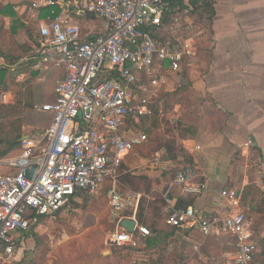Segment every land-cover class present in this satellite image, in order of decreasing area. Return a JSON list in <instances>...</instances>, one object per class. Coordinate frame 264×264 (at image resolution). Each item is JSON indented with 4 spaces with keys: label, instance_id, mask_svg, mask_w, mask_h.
Returning <instances> with one entry per match:
<instances>
[{
    "label": "built area",
    "instance_id": "obj_1",
    "mask_svg": "<svg viewBox=\"0 0 264 264\" xmlns=\"http://www.w3.org/2000/svg\"><path fill=\"white\" fill-rule=\"evenodd\" d=\"M55 3L60 1L33 0L31 6L36 10ZM65 5L97 16L103 32L82 40L79 24L63 15L37 25L40 59L35 67L51 64L63 71V78L54 84V101L36 105L51 114L47 127L30 130L21 151L0 160L14 170L0 173V264H22L19 246L31 212H55L78 191L94 195L105 179L111 182L107 197L113 223L107 241L134 248L130 264H145L138 246L150 231L137 218L141 193L119 188V169L136 156L134 146L147 142L136 125L139 119L163 114L159 95L166 74L194 68L195 38L190 35L171 46L153 36L169 10L165 0H66ZM250 145L243 144L246 149ZM170 169L163 166L154 187L166 204L165 223L186 238L192 230L203 237L228 235L235 250L225 264H255L258 245L248 228L250 206L241 203L242 190L222 188L212 210L202 213L187 197L206 190V176L190 165L168 174ZM123 219L135 222L132 232L121 226ZM193 249L199 254L197 243Z\"/></svg>",
    "mask_w": 264,
    "mask_h": 264
},
{
    "label": "crops",
    "instance_id": "obj_2",
    "mask_svg": "<svg viewBox=\"0 0 264 264\" xmlns=\"http://www.w3.org/2000/svg\"><path fill=\"white\" fill-rule=\"evenodd\" d=\"M165 1L171 3L173 0ZM182 1L184 4L189 2ZM211 1L213 15L208 25L212 31V43L208 62L202 61L201 71L190 70V104L176 105L175 108L185 114L180 119L182 122L179 121L184 134L179 139L188 161L175 166L166 159L159 167L162 169L168 164L170 170L175 171L190 165L206 176V190L187 197L190 204L202 213L212 210L222 188L242 190L241 203L250 206L249 219L254 223L256 219L264 218V0ZM177 8L178 5L174 10ZM24 10L25 7H21V13ZM60 15L80 22L70 13ZM29 17L23 21L33 27L43 20L37 17L32 6ZM85 25L91 30L95 27L89 19L85 20ZM37 46L33 45L35 52ZM177 74H166L165 83L160 88L162 95L173 91L172 81ZM184 107L190 110V114ZM32 130L41 131L35 126ZM247 141H251L248 149L243 146ZM210 161L212 167H208ZM254 224L260 230L259 236L263 237L264 221ZM215 235L218 258L213 252L212 257H206L200 250L198 254L193 249L195 243L200 246L203 236L192 230L190 239H187L190 241V256L187 257L190 258L182 260L181 264H225L227 256L235 250H232L233 238L222 233ZM223 246L230 247V251L220 252Z\"/></svg>",
    "mask_w": 264,
    "mask_h": 264
},
{
    "label": "trees",
    "instance_id": "obj_3",
    "mask_svg": "<svg viewBox=\"0 0 264 264\" xmlns=\"http://www.w3.org/2000/svg\"><path fill=\"white\" fill-rule=\"evenodd\" d=\"M60 3L44 6L36 9L37 17L39 19L55 18L61 13H70L79 19V24L85 25V20L89 19L94 29H90L86 25L83 27L80 25V37L82 40L90 39L100 33H102V27H99V18L94 14L74 13L70 12L68 6H66V0H59ZM178 5V8L174 10V7ZM21 7H25L23 13H21ZM169 9L164 16L163 26L159 31H153V36L157 39H163V41L169 42L172 46L175 44L173 36L167 31L174 29L175 21L174 15L181 12L182 9H186V14L189 16H202L206 15V20L210 21L213 15V2L211 0H189L188 4H184L182 0H173ZM31 14V0H21L19 2H12L11 0H0V35L2 31H7L10 35L15 36L19 31L24 33V40L18 43L17 48L19 54H14L9 49H4L0 42V94L9 90H13L16 98V102L13 105L0 104V160L17 155L21 151V137L26 132L24 125L30 124L36 126L39 130H44L51 120V114L46 111H41L36 108L37 104L49 103L54 101V82L57 79L63 78V72L61 69L54 67L51 64H46L41 67H34L33 65L40 59L37 52L34 51L33 45H39L38 34H35V28L29 23L26 24L23 20L29 19ZM208 26L207 40L212 43V31ZM84 29V30H82ZM210 47L207 50H202L199 53V48L196 54L202 55L205 62H208L210 56ZM25 77V78H23ZM163 115V114H162ZM144 117L139 119L142 121ZM138 123L136 125H138ZM32 131V130H31ZM147 142L142 145L134 146L133 150L141 148ZM165 158L168 160H175L178 156H182L183 160H179L178 163H187V154L183 150L184 148L172 143L164 145ZM180 151V154H179ZM122 163L119 169V180L127 183L132 188L144 187L148 190L151 186L152 180L148 176L149 173L144 175H137L130 172L127 169L129 166ZM14 170L6 165L0 164V173H11ZM174 170L168 172L172 174ZM111 182L109 179H105L100 184L98 193L105 199L106 192L109 190ZM121 188V187H120ZM90 195L85 191H78L73 195L67 204L59 208L57 211L46 214H37L31 212L32 219L29 223V228L24 232V237L30 236L34 241V246L39 247L42 245V239L45 230L48 228V223L55 218H59L60 214L65 210H69L71 206L77 205V200L83 199L86 204L90 199ZM106 200V199H105ZM139 211L137 216L140 217L144 211L143 201L139 205ZM250 209L246 211V219L248 228L252 231L253 239L256 240L257 245L260 242L261 246L254 254L255 264H264V236H259V228L255 226V222L264 221V218H258L251 223L249 219ZM141 220V219H140ZM112 225L113 223L110 222ZM261 224V222H260ZM113 227V226H112ZM149 236L144 239L138 246L139 250H145L151 252L160 244L170 245L173 244L176 236L183 234L181 230L175 227H171L163 222L161 219H154L149 224ZM24 239V238H23ZM112 252L107 258L117 262H128L132 256L134 248L130 246H116L112 245ZM230 248V247H229ZM228 247H221V251H230ZM218 244L216 242V235L214 233L209 234L201 239L199 250L206 257H210L213 253L218 258ZM234 245L232 243V250ZM231 250V251H232ZM213 252V253H212ZM221 256V254H220ZM212 257V256H211ZM221 258V257H220ZM38 263V262H36ZM155 264H160L159 261Z\"/></svg>",
    "mask_w": 264,
    "mask_h": 264
},
{
    "label": "rangeland",
    "instance_id": "obj_4",
    "mask_svg": "<svg viewBox=\"0 0 264 264\" xmlns=\"http://www.w3.org/2000/svg\"><path fill=\"white\" fill-rule=\"evenodd\" d=\"M11 1L19 2L21 0ZM186 11L182 9L181 12L174 15L177 17L174 29L167 31L165 34L169 32L175 42L192 35L195 38V50L197 51L199 48V53L202 50L208 51L211 43L207 40L208 21L206 20V15L203 14L199 17L196 15L189 16ZM81 26L84 27L85 25L82 24ZM37 27H34L35 34H37ZM23 39L24 33L20 31L15 36L10 35L7 31H2L0 35V42L3 48L11 50L14 54L20 53L17 44ZM202 61H204L202 55L197 52L194 68L201 71ZM172 88H174L172 92L159 95V101L163 103V115L144 118L138 123L137 127L147 134V143L135 150L136 156H130L125 162V164L128 163L129 167L124 171L128 170L139 176L152 169V172H149L148 175L152 180L150 188L148 190H145L144 187L135 189L120 180L118 184L119 188L121 187L123 190L141 193L140 204L143 201L144 211L140 217L141 220L138 216L137 218L147 228H149L150 222L156 218L164 222L166 204L161 198L159 189L155 191L154 187L158 184V175L161 172L159 164H162L161 161L166 160L164 145L173 143L176 148L178 146L183 147L179 139L184 135L182 132L183 127L179 125V121L185 114L180 111L181 109L175 108L176 105L190 104V67L183 69L174 77ZM3 94L7 95L6 99H3ZM15 102L16 98L12 89L0 94V104L13 105ZM185 110L190 114V110ZM33 127L34 125L25 124L26 132L24 134H28ZM35 128L37 127L35 126ZM183 150L185 151V149ZM157 153L160 154L158 155V161ZM179 160H183L182 156H178V158L171 161L174 162L175 166H178ZM150 162H157L158 165L149 168ZM212 166L213 163L210 161L208 167ZM100 193L97 192L94 195H90V199L86 204L83 199L77 200V205L71 206L69 210L62 212L59 218L50 221L46 230L42 228L44 235L41 246L35 247L32 237L25 236L19 246V256L23 258L22 264H130L134 253H132L128 262L123 263L107 258L111 255L113 248L107 241L108 232L113 228V225L110 223L109 218L107 192L106 200ZM187 239H190V236L186 238L184 234H179L173 244H160L152 253L139 250L138 256L147 259L145 264H155L158 261L160 264H181L182 260L190 258L187 257L190 256V241ZM260 246L259 242L258 248ZM141 251H145L144 256H140Z\"/></svg>",
    "mask_w": 264,
    "mask_h": 264
},
{
    "label": "water",
    "instance_id": "obj_5",
    "mask_svg": "<svg viewBox=\"0 0 264 264\" xmlns=\"http://www.w3.org/2000/svg\"><path fill=\"white\" fill-rule=\"evenodd\" d=\"M28 137V135L27 134H25V135H23L22 137H21V140L22 139H25V138H27ZM134 221L133 220H129V219H123L122 221H121V226L124 228V229H126L127 231H129V232H132V230H133V226H134Z\"/></svg>",
    "mask_w": 264,
    "mask_h": 264
}]
</instances>
